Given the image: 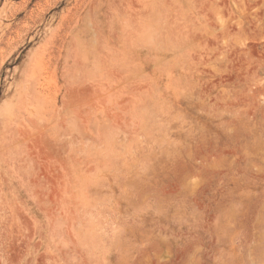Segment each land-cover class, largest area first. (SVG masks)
I'll return each mask as SVG.
<instances>
[{
	"label": "rangeland",
	"instance_id": "374dc122",
	"mask_svg": "<svg viewBox=\"0 0 264 264\" xmlns=\"http://www.w3.org/2000/svg\"><path fill=\"white\" fill-rule=\"evenodd\" d=\"M85 261L264 264V0H0V264Z\"/></svg>",
	"mask_w": 264,
	"mask_h": 264
},
{
	"label": "bare ground",
	"instance_id": "6f19581e",
	"mask_svg": "<svg viewBox=\"0 0 264 264\" xmlns=\"http://www.w3.org/2000/svg\"><path fill=\"white\" fill-rule=\"evenodd\" d=\"M93 81H95V80H93ZM98 81H99V80H98ZM80 82H81V81H80ZM80 82H79V83H80ZM83 83H84V81H83ZM90 83H91V82H90ZM98 83H99V82H98ZM65 84H66V83H65ZM77 85H78V84H77ZM77 85H76V87H77ZM80 85H82V82H81V84L78 85V87H80ZM92 85H94V86H98L99 84L92 82ZM83 86H84L85 88H87V87L90 88V86H88L87 84H83ZM68 88H69V87H68ZM82 88H83V87H82ZM82 88H81V89H82ZM89 88H88V89H89ZM91 88H92V87H91ZM93 88H94V87H93ZM96 89H97V87H96ZM93 90H94V89H93ZM87 91H88V90H87ZM81 92H82V91H81ZM64 102H65V101H64ZM63 104H64V103H63ZM62 106H63V105H62ZM63 108H64V107H63ZM86 121H87V120H86ZM86 121H85V122H86ZM57 122H58V121H57ZM60 123H61V122H60ZM85 125H86V124H85ZM76 127H77V126H76ZM84 127H86V126H84ZM84 127H83V128H84ZM158 127H159V126H158ZM77 128H78V127H77ZM63 129H64V128H63ZM98 129H99V128H98ZM79 130H80V129H78V131H79ZM119 130H120V129H119ZM98 131H100V130H98ZM132 132H134V131H132ZM79 133H80V131H79ZM127 133H129V132H127ZM127 133H126V134H127ZM99 134H100V133H99ZM83 135H84V134H83ZM83 135H82V137H83ZM128 135H129V134H128ZM130 135H131V134H130ZM147 135H148V134H147ZM79 136H80V134H79ZM79 136H78V137H79ZM148 136H149V135H148ZM76 137H77V136H76ZM89 137H90V136H89ZM89 137H88V138H89ZM90 138H92V137H90ZM99 138H100V137H99ZM130 138H131V137H130ZM86 139H87V138H86ZM72 140H75V139H72ZM92 142H93V141H92ZM93 143H94V142H93ZM98 144H99V143H98ZM57 145H60L59 147L62 148V149L64 148V146H66V145H65L64 143H62V142H61V143H58ZM114 145H115V144H114ZM100 146H101V145H100ZM54 148H55V146H54ZM79 148H80V147H79ZM55 149H56V148H55ZM56 150H57L58 153L61 152L59 149H56ZM63 150H65V148H64ZM84 150H85V149H84ZM76 151H77V150H76ZM87 151H88V150H87ZM101 151H102V150H101ZM84 154H85V153H84ZM84 154H83V155H84ZM81 155H82V154H81ZM57 156L60 157V155H58V154H57L55 157L57 158ZM86 157H87V156H86ZM96 157H98V156H96ZM60 158H61V157H60ZM92 158H94V157H92ZM90 159H91V158H89V160H90ZM83 160H84V158L82 159V161H83ZM92 160H93V159H92ZM58 161H60V160H58ZM79 162H80V161H79ZM81 163H82V162H81ZM85 164H86V163H85ZM104 166H105V165H104ZM106 166H107V165H106ZM85 167H86V165H85ZM99 167H100V166H99ZM113 168H115V167H113ZM107 169H108V168H107ZM81 170H82V169H81ZM83 170H85V169H83ZM88 170H89V169H88ZM105 170H106V168H105ZM109 170H110V169H109ZM111 170H112V169H111ZM117 170H118V169H117ZM119 170H120V169H119ZM115 171H116V169H115ZM84 172H85V171H84ZM90 172H91V171H90ZM119 172H120V171H118V174H119ZM123 172H124V174H122ZM123 172H121L119 175H117V174H115V173H117V171H116V172L113 173V174H115L116 176H114V175H112V176H113V178H114V177H115V178L117 177L118 179H122V178L126 175L125 173H126L127 171H123ZM141 177H142V176H131V177H128L125 181H126V182H129V183H132V184L134 183V184L142 185V184H144L145 182H143V179H142ZM103 178H104V177H103ZM115 178H114V179H115ZM102 180H103V179H102ZM147 180H148V179H147ZM114 181H116V180H114ZM6 182H7V181H6ZM102 182H103V181H102ZM117 183H118V181H117ZM6 184H8V183H6ZM97 184H98V186H99L101 183H100V184L97 183ZM97 184H95V185H97ZM119 184H120V183H119ZM124 184L127 185V183H125V182H124ZM103 185H104V184H103ZM103 185H101V186L104 187ZM126 185H124V186H126ZM124 186H123V188H125V190H126V187H124ZM99 187H100V186H99ZM139 187H140V186H139ZM151 187L153 188V184H152ZM142 189H143V187H142ZM123 190H124V189H123ZM132 190H133V189H132ZM133 192H134V190H133ZM140 192H141V191H140ZM132 194H133V193H132ZM132 196H133V195H132ZM122 198H123V201H124L126 204H130L131 201H132V197L129 196V195H126V194H125ZM135 198H136V197H135ZM154 199H155V198H154ZM143 202H144V201H143ZM154 202H155V201H154ZM108 211H109V210H108ZM72 212H73V211H72ZM67 213H68V212H67ZM114 213H115V212H114ZM69 214H70V211H69ZM109 214H110V213H109ZM73 215H74V214H73ZM74 216H75V215H74ZM70 217H71V216H70ZM126 221H127V220H126ZM126 223H127V222H126ZM131 223H133V222H131ZM124 224H125V222H124ZM129 224H130V222H129ZM119 225H120V224H119ZM91 246H92V245H91ZM88 247L90 248L89 245H88ZM88 247H87V248H88ZM96 247H97V246H96ZM83 257H84V256H83ZM77 258H78V256H77ZM83 259H86V258L84 257ZM83 259H82V260H83ZM90 260H91V259H90ZM90 260H89V261H90ZM259 261H260V260H259ZM85 262H86V261H85ZM85 262H84V263H85ZM82 263H83V262H82ZM86 263H87V262H86ZM93 263H94V262H93ZM87 264H88V263H87Z\"/></svg>",
	"mask_w": 264,
	"mask_h": 264
}]
</instances>
